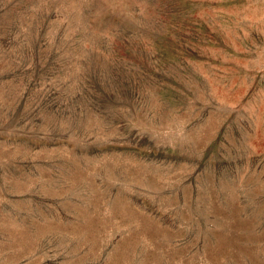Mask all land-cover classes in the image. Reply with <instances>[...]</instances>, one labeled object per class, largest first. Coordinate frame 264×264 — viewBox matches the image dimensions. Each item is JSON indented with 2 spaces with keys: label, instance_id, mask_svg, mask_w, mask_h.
<instances>
[{
  "label": "rangeland",
  "instance_id": "374dc122",
  "mask_svg": "<svg viewBox=\"0 0 264 264\" xmlns=\"http://www.w3.org/2000/svg\"><path fill=\"white\" fill-rule=\"evenodd\" d=\"M0 264H264V0H0Z\"/></svg>",
  "mask_w": 264,
  "mask_h": 264
}]
</instances>
